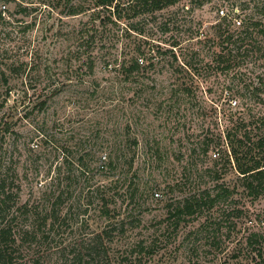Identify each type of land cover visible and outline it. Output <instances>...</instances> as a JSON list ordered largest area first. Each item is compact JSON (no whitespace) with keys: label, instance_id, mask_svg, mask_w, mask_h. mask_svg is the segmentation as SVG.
I'll return each instance as SVG.
<instances>
[{"label":"rangeland","instance_id":"rangeland-1","mask_svg":"<svg viewBox=\"0 0 264 264\" xmlns=\"http://www.w3.org/2000/svg\"><path fill=\"white\" fill-rule=\"evenodd\" d=\"M62 1L0 0V170L13 199L7 205L15 202L3 222L22 237L11 264H254V249L264 256V196H249L234 168L212 161L226 147L224 112L249 121L232 130L235 141L246 140L249 127L264 136V39L252 32L227 72L210 59L219 17L264 22L263 0H202L189 13L179 9L189 0H180L156 12L146 35L162 50L179 41L177 60L168 51L153 54V65L131 79L118 64H103L104 50L94 53L89 73L74 41L90 11L65 15ZM121 22L123 36L109 52L118 61L138 40ZM55 86L63 88L39 111L37 102ZM110 148L121 150L113 171L103 158ZM77 151H85L88 171L76 169ZM216 181L236 189L192 216L167 217V209ZM52 190L62 196L49 229L43 218L53 214ZM102 230L106 257L92 259L84 242ZM252 232L258 242H249Z\"/></svg>","mask_w":264,"mask_h":264},{"label":"trees","instance_id":"trees-1","mask_svg":"<svg viewBox=\"0 0 264 264\" xmlns=\"http://www.w3.org/2000/svg\"><path fill=\"white\" fill-rule=\"evenodd\" d=\"M63 6L66 8L64 11L65 15L74 16L87 11H90V17H87L85 21H82L79 27L76 29L75 34V52H77L81 47L84 48L85 53L87 54V68L89 73H92L93 67L95 65V56L96 51L104 50L106 55H102L104 60L103 64L109 66L110 64H118L119 70L125 79H131L137 77L140 71L148 66L153 65L152 55L155 56L157 53L165 54L167 51L172 54V58L177 60L174 49L179 48L180 42L176 39H172L169 43V47L166 50H162L160 43H153L146 34H149L146 31V24L150 22H155L156 12L162 11L171 6H175L180 3V0H82L80 3H73L71 0H64ZM190 4L186 7L185 3L179 7V9L184 12H191L194 8L202 6V0H189ZM264 8V0L263 5ZM127 19L125 26L127 30H132L138 36L137 44L133 46V51L131 56L125 60H117L114 55L111 56L110 50L113 47L117 46L119 38L123 36L119 32L120 24L122 19ZM233 16L223 15L219 17V21L215 24L214 29L211 32V37L214 43V51H212L211 62L220 64L221 72H227L230 70L231 62L233 58H236L238 54L244 53L246 48H243V43L245 40L251 38L252 32L256 30V33L264 39V22L260 20H253L248 17L244 21L238 19L239 23L237 24L234 21ZM138 19V20H137ZM184 22L183 20H181ZM177 23L175 18L174 24ZM234 28H231V26ZM163 31L167 30L166 24L162 25ZM197 34V32H196ZM183 63V62H182ZM184 65L191 70H194L188 61L184 62ZM32 69V63L28 66V72ZM27 76V75H26ZM32 87V85H30ZM36 88V87H34ZM63 86H55L49 91V95L45 96L44 99H39L37 102L39 111H45L49 106V101L51 97H54L58 94L60 89ZM33 108V107H32ZM27 116V115H26ZM222 118L227 122L224 127L226 131L223 135V141L226 142V147L219 149V151L214 152V159L212 161L213 165H216L218 161L224 160L225 163L234 168L241 176L240 183L238 186L242 187V190L246 192L252 198H258L264 196V136L258 135L254 130H251L249 127L248 134H246V140L237 139L235 141L232 130L239 131L241 127H246L248 122L244 120V116L238 117L235 115H228L225 112L222 113ZM264 117H260L261 120ZM250 120V119H249ZM258 120V118H257ZM256 121H253L249 124L252 125V128L256 125ZM238 123L242 124L239 125ZM245 130V129H244ZM254 131V132H253ZM41 134L39 141V148L43 149L46 145V136L41 130H38ZM250 135V136H249ZM135 142V141H134ZM223 144V143H222ZM204 152L210 150L208 142L204 146ZM92 151V152H91ZM121 152L120 149L110 148L107 154L103 155V158L107 162L108 170H114L119 164L120 154L116 152ZM261 152V154H260ZM93 157V150H89L87 155ZM75 164L76 169L80 173L88 171L86 169L84 161L85 151H77L75 155ZM100 158V157H99ZM103 159V160H104ZM62 162H66V155H64ZM133 158L129 157L127 165H131ZM1 169V166H0ZM8 185L6 179L3 177L2 171L0 170V264H11L14 257H12L13 252H15L18 241L21 235L18 229H13L10 223L7 221L3 222V219L7 217L11 208L15 206V202L12 206H8L7 202L11 200L8 193ZM236 187L230 188L224 182H215V185L210 188H204L200 191L190 193L188 196L184 197L181 202L177 205L171 207V204L168 206L171 209H167V217L171 218L176 216L180 218L183 215H194L201 206H213L217 199L228 196L235 190ZM157 193V192H155ZM154 193V194H155ZM62 192L60 191L56 195L54 190L48 192V200L54 197L53 206L51 210L53 214L43 218V224L46 225V221L50 219L51 224L48 227L49 229L54 226V221L57 220L58 214L56 205L61 204L60 199ZM156 196V195H155ZM13 201V199L11 200ZM106 201L103 203V206H106ZM26 203H24V211L26 208ZM23 206V205H22ZM18 208V207H17ZM109 209H106L107 214L109 215ZM115 219V216H109ZM115 222L118 220L115 219ZM117 224V223H116ZM22 234L34 237L36 236L30 230L21 229ZM31 232L34 236H31ZM108 231H100L94 233L90 238L84 242V249L86 248V255L92 259L101 260L106 257L104 246H103V235ZM256 237L260 238V234L252 232L249 242H258ZM255 260L254 264H264V256L259 248L254 249Z\"/></svg>","mask_w":264,"mask_h":264},{"label":"built area","instance_id":"built-area-1","mask_svg":"<svg viewBox=\"0 0 264 264\" xmlns=\"http://www.w3.org/2000/svg\"><path fill=\"white\" fill-rule=\"evenodd\" d=\"M219 12L221 13V14H223L224 13V10L221 8L220 10H219ZM225 15H227V14H225ZM223 16V15H222ZM234 21L238 24L239 23V21H238V19L235 17L234 18ZM155 195L156 196H158V193H155Z\"/></svg>","mask_w":264,"mask_h":264}]
</instances>
